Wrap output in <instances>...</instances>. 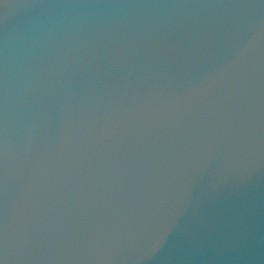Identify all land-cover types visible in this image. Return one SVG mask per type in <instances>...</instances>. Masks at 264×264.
Segmentation results:
<instances>
[{"label":"water","instance_id":"water-1","mask_svg":"<svg viewBox=\"0 0 264 264\" xmlns=\"http://www.w3.org/2000/svg\"><path fill=\"white\" fill-rule=\"evenodd\" d=\"M0 264H264V0H0Z\"/></svg>","mask_w":264,"mask_h":264}]
</instances>
